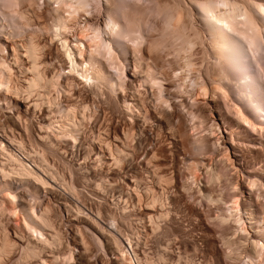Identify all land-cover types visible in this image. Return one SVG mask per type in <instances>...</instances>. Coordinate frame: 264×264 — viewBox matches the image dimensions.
<instances>
[{
	"label": "rangeland",
	"instance_id": "1",
	"mask_svg": "<svg viewBox=\"0 0 264 264\" xmlns=\"http://www.w3.org/2000/svg\"><path fill=\"white\" fill-rule=\"evenodd\" d=\"M48 1L0 0V58L4 64L11 65L12 81L24 89L23 79L31 74L25 69L29 63L24 57L23 62L16 60L19 64L12 57L11 61L9 47L31 37L43 48V57L39 60L41 69L55 83L47 90L48 98L55 100L49 105L48 99L41 102L34 93L30 97L23 92L28 102L23 94L14 97L0 88V170L5 171L0 172V242L5 239L11 243V252L1 257L0 264H264V247L262 250L258 247L264 243V131L258 132L256 128L254 131L243 121L240 126L237 107L241 106L244 111L248 108L251 113L247 114L254 121L264 123V118L246 106L245 101L238 100L233 88L237 84L229 83L231 73L226 66L221 72L219 65L225 64L220 58L216 61L217 55L211 51L213 44L199 12L204 3L201 5L200 0H87V12L69 29V35L65 33L68 29L64 35L52 27L55 14L67 16L66 11L76 1L66 0L68 4L63 2L62 7L56 0ZM219 1V8L223 9L222 0ZM234 1H242L238 3L239 8L247 7L246 0ZM253 1L264 5V0ZM253 1L247 0L246 5L258 10V4L255 7ZM112 14L128 29L125 35L129 34L122 38L123 47L111 37L112 52L115 50L112 57L107 54L95 64L104 67L106 77L101 80L102 84L99 81L94 85L85 84L78 74L71 73L59 42L68 38V43L73 42L74 34L84 25L91 27L90 30L92 27L103 30ZM260 19L258 22L264 21ZM258 26L259 35L264 37L261 24ZM6 33L14 34L10 37ZM263 37L258 40L255 54L260 67V70L256 67V73L264 84ZM82 60L78 58L79 64ZM217 71L230 73L227 77L221 74L229 86L227 82L223 81L227 87L221 83ZM210 76L214 79L208 80ZM213 83H221L218 87L227 89L222 88V95L219 91L216 93L217 86ZM211 91L220 93L221 97ZM205 92L210 93L206 96ZM32 101L39 106L35 108ZM127 101L136 105L130 108ZM68 108L72 109L70 113L74 111L72 121L79 125L65 130L67 121L62 113L69 112ZM162 109L173 112L172 127L156 125L155 119ZM199 137L201 140L204 137V141L199 142ZM233 147L236 151L239 149L238 157H234ZM117 148L133 154L121 152L120 155ZM9 151L49 185L13 176L9 168L14 162L9 159ZM108 151L117 157L120 165ZM155 174L166 178L165 182L158 184ZM11 192L17 201L7 197ZM206 192L217 201L205 199ZM235 196L239 198L241 214L230 206ZM20 202L28 203L24 204L27 209H21ZM151 202L148 210L145 205ZM246 206L257 211L256 221L246 220L243 213ZM32 213L48 216L51 229H40L46 240L53 239V244L48 241L45 244L32 231L36 226L30 217ZM160 213H165L164 217ZM240 215L246 220L243 229L237 218ZM92 218L97 220L98 227ZM113 236L117 237L119 246L113 243ZM253 241L258 245L252 244ZM122 249L127 261L124 263L120 256Z\"/></svg>",
	"mask_w": 264,
	"mask_h": 264
},
{
	"label": "bare ground",
	"instance_id": "2",
	"mask_svg": "<svg viewBox=\"0 0 264 264\" xmlns=\"http://www.w3.org/2000/svg\"><path fill=\"white\" fill-rule=\"evenodd\" d=\"M55 1V0H54ZM72 1V0H71ZM76 2H75V5L73 4V6L72 5H70L69 7H70V9H68V11H66V12H68L67 14V16H64V15H60V13L59 14H55L56 16H55V25H54V23L52 24V27L54 26L55 27V30L57 31V30H61L60 32L62 33H64L65 32V30H67L68 29V31H66L65 33L67 34V35H69L68 33H69V29H71L72 30V28L75 26V24H76V22H77V20H78V18H80V17H82L84 14L83 13H86L87 11H86V8L85 7H87L86 5H88V2H87V0H75ZM89 1V0H88ZM111 1V0H110ZM198 1V0H197ZM202 3H201V5H203V3H204V6L202 7L201 5V10L199 9V12L201 13V19H202V22H203V24L205 25V27L207 28V30H208V32H209V35H210V40L212 41V44H213V49H212V47H211V45L212 44H210V47H211V51H214V53L215 54H213V55H217V59L218 58H220L221 59V61L223 62V64H225V65H219L220 66V69H221V72H222V70H223V66H226V68L230 71V73H231V76L229 77L228 76V80H229V83H230V81H233V82H231V85H232V83H234V81H235V83H234V85L235 84H237V86H238V90L236 89V87L237 86H235V87H233L234 88V90L238 93V95L237 96H239V99L238 100H240V99H242L243 101H245V104H246V106H250L251 107V109L253 110V111H256L257 110V112L258 113H261V117H263L264 118V107H263V103H264V84H263V82H261V80H260V76H258V74L256 73L257 72V70H256V67H258V61H257V56H256V54H255V51L258 49V47H259V41L258 40H262V37H263V35H262V37H261V34L259 35V29H257V27H259L258 25H260L261 24V26H262V28H263V30H264V21H262V22H258V19H264V5L262 6V4L261 3H255V1H253L254 2V4H256V5H254L255 7L257 6V4H258V10H256V9H253L252 7H248V2H247V0H246V2H245V6H247L246 8L244 7L243 8V6H242V8H239L240 7V5L236 2V1H234V0H232L233 2H230L231 0H229V1H223L222 0V3H221V5L223 6L224 5V7H223V9H221V8H219V6H220V4H219V0L217 1V0H208L207 1V3H205V1L203 2L202 0H200ZM212 2V3H214V1H215V3L217 4V5H215V3L214 4H209V2ZM250 1V3H252V1L251 0H249ZM49 3L51 2L50 0L48 1ZM53 2V1H52ZM66 2V0H56V3H61V4H59L60 5V7H62V5H67L68 3H64ZM67 2H69V0L67 1ZM113 2V1H112ZM115 2H116V0H115ZM235 2V3H234ZM242 2V1H241ZM240 2V4H242ZM244 2H243V5H244ZM71 3V2H70ZM87 3V4H86ZM114 3V2H113ZM236 3L238 4V7H237V5H236ZM246 3H248L247 5H246ZM57 4V5H58ZM117 4V3H116ZM206 4V5H205ZM112 5H115V3L114 4H112ZM199 5V4H198ZM253 5V4H252ZM217 6V7H216ZM221 6V7H222ZM57 7V6H56ZM59 7V8H60ZM64 7H66V6H64ZM58 8V9H59ZM113 8V7H112ZM199 8V7H198ZM219 8V9H218ZM65 9V8H64ZM63 9V10H64ZM67 9V8H66ZM88 10V9H87ZM55 11H57V10H55ZM25 12V11H24ZM59 12H60V10H59ZM65 12V13H66ZM29 13V12H28ZM57 13V12H56ZM64 14V13H63ZM109 14V13H108ZM26 15V14H25ZM113 15V14H112ZM199 16V15H198ZM53 17V16H52ZM178 17V16H177ZM26 18V17H25ZM54 18V17H53ZM116 18V17H115ZM199 18V17H198ZM260 19V20H261ZM2 20V19H1ZM107 20V22L105 23V28H103V30H101L102 28H100V29H97L96 28V30H94L93 29V27H92V29L90 30V28L91 27H84L83 26V28L81 27H79L80 28V30H79V28H78V32L76 33V34H74V37L75 38H73V36H72V38L74 39V43L71 41V43H73L72 45H73V48L71 47H69V45L68 44H70L71 45V43H68V42H70L69 41V38H68V40L67 39H63V40H61V42H59V44L61 43V46H62V49L61 50H63L64 51V53H65V55H66V58H67V60L69 61V64H70V70H71V73H75V74H78V76L79 77H81V79L83 80V82H85V84H86V82H88V83H93V85H94V83H97V81H99L100 83L102 82L101 80H104L105 78L104 77H106L105 76V73H104V67L102 68V65H98V66H96L97 64L96 63H99L100 62V59H103V57H105L106 58V55L107 54H111V55H109L110 57H112V54L114 53V51L112 52V48H111V46H110V38L111 37H113L112 39L114 40V38H116L115 40L117 41L118 40V42H119V46H124V45H122V44H124V43H122V42H125V41H123V39H124V37L125 36H128L127 34H129V33H127L126 35H125V30L126 29H124L125 27H122L120 24H119V22L117 21V20H115L114 19V15H113V17L112 16H108V19H106ZM79 22V21H78ZM201 22V21H200ZM131 23V22H130ZM260 23V24H259ZM1 24V23H0ZM7 25V24H6ZM88 25V24H87ZM200 25V24H199ZM92 26V25H91ZM200 26H202V25H200ZM77 27V26H76ZM128 27V26H127ZM135 27V26H134ZM0 29H2V27H1V25H0ZM134 29V28H133ZM54 30V31H55ZM64 30V31H63ZM74 30V29H73ZM258 32H257V31ZM260 30H261V28H260ZM126 31H128V29L126 30ZM2 32V31H1ZM11 32V31H10ZM59 32V33H60ZM129 32H131V31H129ZM136 32V31H135ZM204 32V31H203ZM12 33V32H11ZM62 33V34H63ZM64 33V35H66ZM75 33V32H74ZM262 33V32H261ZM263 33H264V31H263ZM6 34H8L9 36H10V34L9 33H6ZM14 34V33H13ZM13 34H12V36H13ZM56 34V33H55ZM72 35H73V33H71ZM103 34L104 35H106V38H105V36H103ZM135 34V33H134ZM3 35H5V34H3ZM7 35V36H8ZM6 36V35H5ZM12 36H10V37H12ZM59 36H61V35H59ZM208 36V35H207ZM206 36V37H207ZM1 37V36H0ZM10 37H8L7 38V40L10 38ZM62 37L63 38H65V36H63L62 35ZM67 37V36H66ZM71 37V36H70ZM140 37V36H139ZM258 37V38H257ZM58 38H60V37H58ZM117 38H119V39H117ZM123 38V39H122ZM137 38V37H136ZM260 38V39H259ZM25 39V38H24ZM62 39V38H61ZM121 39H122V41H121ZM187 39V38H186ZM202 39V38H201ZM206 39V38H205ZM263 39H264V37H263ZM5 40V39H4ZM112 40V42H114ZM120 40V41H119ZM11 41V40H10ZM10 41H8V42H10ZM13 41V40H12ZM58 41H60V40H58ZM203 41H205V40H203ZM203 41H202V43H203ZM117 42V43H118ZM192 42V41H191ZM190 42V43H191ZM120 43H121V45H120ZM201 43V44H202ZM210 43V42H209ZM209 43H207V45L209 44ZM12 45H11V47H9L11 50H10V59H11V57H12V59H14L15 61L17 60V61H20L19 59H21V61L23 62V60H22V57H24L25 59H27L26 61H28V63H29V66H27L28 67V69L27 68H25V67H23V68H25L26 70H28L27 72H30V76H28L27 78H25V79H23V82H24V80H25V82L24 83H26V85H25V88L23 89V87L21 88V87H18L16 84H15V82L14 81H12L13 79H12V76H11V72H10V66L11 65H9L8 63V65L7 64H4L3 63V60L1 61V58H0V88H2V90H4L7 94H9V95H14V97H17V95H18V98H19V96H20V94L22 95L23 94V92H26V94L29 96L30 95V97H31V95H33V93L34 94H36L37 96V98L38 97H40V100H42L41 102H43L44 101V99H48L47 100V103H48V105H49V103L51 104L53 101H55V100H52L51 99V97H49L48 98V92H47V90H48V88L50 87V86H54L55 85V83H54V81L52 80V77L51 78H48L47 76V74H45V72H43V70L41 69L42 68V64L39 62V60H40V57L42 56V53H43V48L40 46V45H38V43H36V42H34V39L32 40V38L30 37V38H27V39H25V40H23V42L21 41V43H16V44H14V43H11ZM71 45V46H72ZM191 45H193V42H192V44ZM8 46H10V45H8ZM185 46V45H184ZM196 46V45H195ZM6 47V46H5ZM188 47V46H187ZM190 48V47H189ZM205 48V47H204ZM1 49V48H0ZM115 49V48H114ZM125 49V48H124ZM182 50V49H181ZM187 50V49H186ZM185 50V51H186ZM207 50V49H206ZM62 51V52H63ZM258 51V50H257ZM63 53V54H64ZM208 53H210L209 51H208ZM180 55V54H179ZM184 55V54H183ZM203 55V54H202ZM178 56V55H177ZM214 56V57H215ZM43 57V56H42ZM80 58V59H83L82 60V62H80L81 64H79V62H78V58ZM102 57V58H101ZM189 57V56H188ZM211 57V56H210ZM212 58V57H211ZM12 59H11V61H12ZM7 60V59H6ZM14 60H13V63H16V62H14ZM190 61V60H189ZM193 61V60H192ZM216 61H219V59L218 60H216ZM220 61V62H221ZM22 62H20L21 64H22ZM222 62H221V64H222ZM24 63H26V62H24ZM43 63V62H42ZM17 64H19V62H17ZM20 64V65H21ZM41 64V65H40ZM44 64V63H43ZM82 64H84L85 66L83 67L82 66ZM96 64V65H95ZM220 64V63H219ZM16 65V64H15ZM24 65V64H23ZM23 65H21V66H23ZM9 66V67H8ZM20 66V67H21ZM44 66V65H43ZM139 66V65H138ZM144 66V65H143ZM142 66V67H143ZM149 66V65H148ZM188 66H189V64H188ZM218 66V67H219ZM140 67H141V65H140ZM222 67V68H221ZM135 68V67H134ZM225 68V69H226ZM260 67H258V69H259ZM12 69V68H11ZM22 69V68H21ZM23 70V69H22ZM106 70V69H105ZM137 70V69H136ZM145 70V69H144ZM151 70H152V68H151ZM260 70V69H259ZM143 71V70H142ZM148 71V70H147ZM153 71V70H152ZM216 71V70H215ZM145 72V71H144ZM184 72V71H183ZM214 72V71H213ZM212 72V73H213ZM218 72V71H217ZM224 72V71H223ZM222 72V73H223ZM228 72V71H227ZM22 73V72H21ZM24 73V72H23ZM26 73V72H25ZM24 73V74H25ZM147 73V72H146ZM149 73V72H148ZM147 73V74H148ZM221 73V74H222ZM230 73H225V74H222L223 76H225L226 74H230ZM259 73V72H258ZM27 74V73H26ZM25 74V75H26ZM29 74V73H28ZM146 74V75H147ZM152 73H150L149 75H151ZM214 74H215V72H214ZM214 74H212L211 76H213ZM218 74V76H220V78L222 77V75L218 72L217 73ZM220 74V75H219ZM145 75V76H146ZM180 75V74H179ZM208 75V74H207ZM211 76H210V78L209 77H207L206 79H208V80H212V79H214L215 78V76H213L214 78H212L211 79ZM217 75H216V77L217 78H219ZM74 77V76H73ZM148 77V76H147ZM149 77H152V76H149ZM226 77H227V75H226ZM104 78V79H103ZM156 78V77H155ZM217 78H216V80H217ZM223 79H224V77H222ZM221 78V83H224V82H227V81H224L223 79ZM81 79H79V80H81ZM145 79H146V77H145ZM147 79H149V78H147ZM146 79V80H147ZM152 79H154V77L152 78ZM160 79V78H159ZM179 79H181V78H179ZM225 79H227V78H225ZM56 80H58V79H56ZM107 80V79H106ZM150 80V79H149ZM158 80V79H157ZM17 81V80H16ZM151 81V80H150ZM149 81V82H150ZM224 81V82H223ZM13 82V83H12ZM98 82V83H99ZM214 82V81H213ZM161 83V82H160ZM207 83V82H206ZM205 83V84H206ZM211 83V81H209V84ZM216 83V82H215ZM221 83H219V84H221ZM15 84V85H14ZM58 84H60L59 82H58ZM102 84V83H101ZM155 84V83H154ZM204 84V86H206ZM219 84H217V85H215L214 83H213V85H214V87L215 86H217V87H215V89H216V91L214 90V92H216L217 93V91H219L220 93H221V95H222V93H223V90H222V88L223 87H218V85ZM225 84V83H224ZM227 84H228V82H227ZM227 84H225L226 85V87H227ZM95 85H97V84H95ZM159 85H161V84H159ZM208 85V84H207ZM224 85V86H225ZM220 86V85H219ZM228 86H229V84H228ZM58 87H59V85H58ZM97 87V86H96ZM152 87V86H151ZM211 87H213V86H211ZM226 87H224V88H226ZM52 88V87H51ZM160 88V87H159ZM204 88V87H203ZM206 88H208L207 86H206ZM205 88V89H206ZM217 88H219V90L217 89ZM223 88V89H224ZM233 88L230 86V89H232L233 90ZM227 89V88H226ZM1 90V89H0ZM53 90H54V88H53ZM57 90V89H56ZM207 91L208 90H210V89H206ZM212 90V89H211ZM212 90V91H213ZM220 90H222V92L220 91ZM231 90V91H232ZM205 91V90H204ZM211 91V92H212ZM214 92H212V93H214ZM218 92V93H219ZM230 92V91H229ZM235 92V93H236ZM206 93H208V92H205V95L207 96V94ZM210 93V92H209ZM209 93H208V95H209ZM211 93V94H212ZM220 93L217 95V94H215L216 96H219L220 95ZM225 93V92H224ZM232 93V92H231ZM25 94V93H24ZM23 94V96H21V97H23L24 98V100H26V101H28V99L26 98V97H28L27 95H24ZM214 94H212L213 95V98H214ZM226 94V93H225ZM233 94H234V92H233ZM221 95H220V97H221ZM235 95V94H234ZM233 95V96H234ZM26 96V97H25ZM51 96V95H50ZM215 96V98L216 99H218L217 97ZM230 96V95H229ZM20 97V98H21ZM210 97H211V95H210ZM241 97V98H240ZM13 98V97H12ZM26 98V99H25ZM33 98V97H32ZM37 98H36V100H37ZM209 98V97H208ZM212 98V99H213ZM214 98V99H215ZM14 99H16V98H14ZM54 99V98H53ZM165 99V98H164ZM213 99V100H214ZM17 100V99H16ZM31 100V99H30ZM210 100H211V98H210ZM220 100V99H219ZM221 100H222V98H221ZM233 100H235V99H233ZM237 100V101H238ZM241 100V101H242ZM124 101H126V100H124ZM218 101V100H217ZM216 101V102H217ZM242 101V102H243ZM29 102V101H28ZM45 102V101H44ZM215 102V101H214ZM232 102H234V101H232ZM31 103V102H30ZM32 103L34 104L33 106L36 108V106H39V105H37V103H36V101H32ZM31 103V104H32ZM129 103V107H130V101L128 102L127 101V104ZM132 103V105H131V107H134V104H133V102H131ZM237 102H234V106L235 107H237L235 104H236ZM238 103H240V101H238ZM30 104V105H31ZM125 104V103H124ZM27 105V104H26ZM41 105V104H40ZM44 105V104H43ZM54 105V104H53ZM136 105V104H135ZM214 105V104H213ZM52 106V105H51ZM60 106V105H59ZM128 105H126V107H127ZM216 106V105H215ZM215 106H213V108L215 107ZM222 106V105H221ZM55 107V106H54ZM128 107V108H129ZM130 107V108H131ZM137 107V106H136ZM220 107V106H219ZM218 107V108H219ZM58 108V107H57ZM129 108V109H130ZM166 108V107H165ZM216 108V107H215ZM238 108V117H239V121H240V123L243 121L244 122V124H248V125H250L251 126V128L253 127V129L254 128H256L257 130L256 131H262V133H263V131H264V123H261V122H259V121H257V120H252L249 116H248V114L247 113H251V111L247 108H245V111L241 108V106L239 107H237ZM236 108V109H237ZM137 109V108H136ZM65 110V109H64ZM64 110H60L61 112L62 111H64ZM68 110H69V108H68ZM70 110H72V109H70ZM70 110H69V112H64V113H62V114H64V119H66L65 121H67V122H65L66 124H65V126H64V129L66 130V129H68V128H70L72 125V127L74 128H76V125H79V123L77 124V123H75L74 121H72V120H74L73 118H74V114H72V113H74V111L72 112L71 111V113H70ZM217 110V109H216ZM49 111V110H48ZM59 111V112H60ZM131 111H132V109H131ZM173 111V110H172ZM219 111V110H218ZM235 111V112H236ZM252 111V112H253ZM260 111V112H259ZM58 112V111H57ZM236 112V113H237ZM256 112V113H257ZM131 113V112H130ZM220 114L219 115H221V112H219ZM66 114V115H65ZM73 115V117H71V118H69L70 116H72ZM254 114V113H253ZM140 115V114H139ZM236 115V114H235ZM259 115H257V116H259ZM47 116V115H46ZM76 116V115H75ZM141 116V115H140ZM237 116V115H236ZM256 116V115H255ZM256 116V117H257ZM156 117V116H155ZM260 117V119H262ZM61 118V117H60ZM76 118V117H75ZM173 118H174V114H173V112H170V111H167V110H165V109H162L160 112H159V115H158V117L155 119L156 121H157V123H156V125L158 124V126L160 127V128H162V127H165V126H170V127H172L171 125H172V120H173ZM63 119V120H64ZM84 119V118H83ZM259 119V118H258ZM259 119V120H260ZM71 120V121H70ZM79 120V119H78ZM236 120H238V119H236ZM76 121V120H75ZM144 121H145V119H144ZM263 122H264V120H262ZM72 122H74V123H72ZM78 122V121H77ZM84 122V121H83ZM155 122V121H154ZM243 122H242V124H240V126L241 125H243ZM239 123V122H238ZM82 124V123H81ZM51 125V124H50ZM239 125V124H238ZM248 125L246 126V128H248ZM81 126H83V125H81ZM157 126V127H158ZM176 126V125H175ZM235 126V125H234ZM52 127V126H51ZM67 127V128H66ZM158 127V128H159ZM174 128V127H173ZM250 128V129H251ZM71 129V128H70ZM80 129V128H79ZM144 129V128H143ZM57 130V129H56ZM65 130H63V131H65ZM213 130V129H212ZM70 131H73V130H70ZM74 131H75V129H74ZM170 131V130H169ZM175 131V130H174ZM254 131H255V129H254ZM258 131V132H259ZM62 132V131H61ZM78 132H79V130H78ZM77 132V133H78ZM215 132V131H214ZM63 133V132H62ZM80 133V132H79ZM127 133H128V131H127ZM174 133V132H173ZM262 133H259V134H262ZM139 134V133H138ZM143 134V133H142ZM64 135V134H63ZM82 135V134H81ZM127 135V134H126ZM130 135V134H129ZM129 135H128V137H129ZM140 135V134H139ZM262 135H264V134H262ZM72 137V136H71ZM190 138L189 139H192L191 138V135L189 136ZM194 137V136H193ZM126 138V137H125ZM130 138V137H129ZM199 139L201 140V138L199 137ZM203 139H204V137H203ZM202 139V140H203ZM264 139V138H263ZM75 140V139H74ZM130 140V139H129ZM202 140L201 141H199V142H202ZM77 141V140H76ZM139 141H141V140H139ZM204 141V140H203ZM194 142L195 143H197V139H194ZM193 142V144L195 145V143ZM191 145H193L192 144V142H191V140H190V142H189ZM140 144V143H139ZM105 145H107V144H105ZM200 145L202 146L203 144H201L200 143ZM0 146L2 147V142H0ZM19 146V145H18ZM113 146V145H112ZM111 146V147H112ZM124 146V145H123ZM118 147V146H117ZM128 147V146H127ZM191 147V146H190ZM196 147V146H195ZM197 147H200V146H198L197 145ZM207 147V146H206ZM3 149H4V147H3ZM6 149V148H5ZM109 149V148H108ZM125 149H126V147H125ZM198 149V148H197ZM110 150V149H109ZM118 150H121V149H118L117 148V152H119L120 153V155H121V152L122 151H118ZM239 150V149H238ZM237 150V151H238ZM4 151V150H3ZM106 151V150H105ZM114 151V150H113ZM133 151H135V150H133ZM137 151H138V149H137ZM136 151V152H137ZM142 151V150H141ZM233 151H234V157H238V154H237V151H236V149L233 147ZM109 152V151H108ZM117 152H116V155H118L117 154ZM123 152H124V150H123ZM122 152V153H123ZM140 152V151H139ZM139 152H137V153H139ZM8 153V152H7ZM10 153V154H9ZM9 159H11L13 162H14V165H13V167H10L9 168V170L11 171V173H12V175L14 176L15 175V177H21V178H25V179H28V180H32V181H35L36 183H41V185H49L48 183H46V181H45V179H43L40 175H38V173L35 171H33L32 169H30L29 170V168H27L26 166V164H24L23 163V161H22V159H19V158H17L15 155V157H13V156H11V153H12V151L10 152L9 151ZM28 153V152H27ZM110 153V152H109ZM112 153V152H111ZM110 153V155L112 156V158H114L113 160H115V162L117 163V157H115V155L114 154H111ZM125 154H130L131 153V155L133 154V152H124ZM135 153V152H134ZM151 153V152H150ZM154 153V152H153ZM124 154V155H125ZM136 154V153H135ZM7 155V154H6ZM131 155H129L127 158L129 159V161H130V156ZM137 155V154H136ZM2 156V155H1ZM8 156V155H7ZM151 156V155H150ZM126 157V156H125ZM152 157H154V159L155 158H157V157H155V154H153V156ZM118 158H120V157H118ZM123 158V157H122ZM149 158V157H148ZM131 159H132V157H131ZM150 160L151 159H153V158H149ZM236 159V158H235ZM8 160V159H7ZM119 160V159H118ZM195 160V159H194ZM147 161V160H146ZM157 161V160H156ZM1 162V161H0ZM9 162V161H8ZM118 162H120V161H118ZM122 162V161H121ZM148 162V161H147ZM191 162H193V161H191ZM197 162V161H196ZM3 163H5V162H3ZM45 163V162H44ZM43 163V164H44ZM131 163V162H130ZM117 164H119V163H117ZM3 165V164H2ZM26 165V166H25ZM48 165V164H47ZM120 165V164H119ZM132 165V164H131ZM116 166V165H115ZM133 166V165H132ZM3 167V166H2ZM9 167V166H8ZM12 168V169H11ZM30 168H32V167H30ZM134 168V167H133ZM158 169H159V167H157ZM157 168H155L154 167V169H157ZM198 168V167H197ZM47 169H48V167H47ZM153 169V168H152ZM157 169V170H158ZM192 169V168H191ZM208 169V168H207ZM1 170H2V168H1ZM0 170V172H5V171H1ZM136 171V170H135ZM152 171V170H151ZM205 171H207V170H205ZM7 172V171H6ZM191 172V171H190ZM139 173V172H138ZM155 173V172H154ZM8 174H10V172L8 173ZM47 174H49V173H47ZM193 175V174H192ZM143 176V175H142ZM213 176V175H212ZM215 176V175H214ZM155 177H157L158 178V184H160L161 185V183H163V182H165V179L163 178V177H161V175L158 177V175L156 176V174H155ZM209 177H211V176H208V178ZM156 178V179H157ZM172 178V177H171ZM18 179V178H17ZM168 179V178H167ZM218 179V178H217ZM11 180V179H10ZM211 180H212V178H211ZM215 180V179H214ZM134 181H136V180H134ZM209 181H210V179H209ZM137 182V181H136ZM166 182H167V180H166ZM35 183V184H36ZM171 183V182H170ZM137 184V183H136ZM32 185V184H31ZM135 186V185H134ZM44 187V186H43ZM159 187V186H158ZM161 187V186H160ZM146 188V187H145ZM134 189V188H133ZM210 189V188H209ZM70 190V189H69ZM181 190V189H180ZM201 190V189H200ZM204 190H206V187H205V189ZM165 191V190H164ZM16 192V191H15ZM205 192V191H204ZM209 192V191H208ZM210 193V192H209ZM209 193H207L206 192V194H204L205 195V197H204V195H203V197L205 198V199H207V200H214V201H217L215 198H212V197H210V195H209ZM213 193V192H212ZM6 195V194H5ZM211 196H213V195H211ZM7 197L8 198H10L11 200L12 199H14V200H16L15 198H16V195L13 193V192H11V193H9V194H7ZM20 197V196H19ZM216 198H218V197H216ZM24 199V197L22 198V200ZM157 199V198H156ZM238 199L239 198H237L236 196L232 199L233 201L231 202L232 204L230 205L231 207H232V209L234 210V209H236V210H238L239 212H240V210H241V208L239 209V201H238ZM13 200V201H14ZM20 200V199H19ZM21 200V201H22ZM153 200V199H152ZM167 200V199H166ZM219 200H221V199H219ZM17 201V200H16ZM23 201H26V200H23ZM168 201V200H167ZM209 201V202H210ZM213 201V202H214ZM10 202V201H9ZM26 202H28V201H26ZM153 202H155V199H154V201ZM206 202V201H205ZM212 202V203H213ZM220 202H222V200L220 201ZM225 202V201H224ZM218 203V202H217ZM14 204H15V202H14ZM24 204H28V203H24V202H20L19 203V206H21V209H24L25 207H24ZM163 204V203H162ZM29 205H30V203H29ZM29 205H25L26 207L27 206H29ZM150 205H152V202H151V204H146L145 205V207L146 206H148L147 207V209L148 210H150L151 208V206ZM161 205V204H160ZM229 206V207H230ZM250 206V205H249ZM249 206H246L245 207V212L243 211V213H245L244 214V216H245V218H246V220L247 219H249V223L251 222H254V221H256V219H258L257 217L258 216H256L258 213H257V211L255 210V209H253L252 207H249ZM15 207V206H14ZM230 207V208H231ZM241 207V206H240ZM25 209H27V208H25ZM30 209V208H29ZM244 209V208H243ZM24 212L23 213H28V212H26V210H23ZM29 211V210H28ZM45 212H46V210H45ZM44 212V213H45ZM14 213V212H13ZM16 213V212H15ZM22 213V214H23ZM33 213H34V211H33ZM32 213V214H33ZM47 213V212H46ZM45 213V214H46ZM242 212H240V214H241ZM30 214V213H29ZM99 214V213H98ZM148 214H150V213H148ZM159 214V213H158ZM161 214V216H163V214H165V213H160ZM25 215V214H24ZM233 215H234V213H233ZM27 216V215H26ZM149 216V215H148ZM150 216H152V215H150ZM239 216V215H238ZM237 216V218H238V221H239V223H240V228L241 229H243V225H244V223H245V221L246 220H244L243 219V215H240V217H238ZM28 217H29V215H28ZM30 217H31V219L33 220V223L34 224H36V226L34 227V229L32 230V231H34V232H36V233H38L42 238H43V240H41V241H43V242H45V244H46V242L48 241V240H46L45 238L46 237H44V235H43V232L41 231V229H48V230H50L51 229V223H49L48 222V216L47 217H45V215L43 214V213H40V215H37V214H33V217L30 215ZM164 217V216H163ZM23 218V217H22ZM152 218V217H151ZM235 218V217H234ZM261 218V217H260ZM93 219V221H94V223H95V225L98 227V225H97V223H96V221H95V219L94 218H92ZM92 221V222H93ZM238 221H236V222H238ZM25 223V222H24ZM93 224V223H92ZM32 225V224H31ZM54 226V225H53ZM32 228H33V226H32ZM41 228V229H40ZM50 228V229H49ZM100 228V227H99ZM104 230V229H103ZM102 230V231H103ZM57 232V231H56ZM48 233V232H47ZM46 234V233H45ZM56 234V233H55ZM38 235V236H39ZM49 236H55V235H49ZM48 236V237H49ZM56 236H58V235H56ZM55 236V237H56ZM55 237H53V238H55ZM59 237V236H58ZM112 238V237H111ZM115 237L113 236V240H115V241H113V243L115 242V244H117L118 243V241H117V237L114 239ZM38 239V238H37ZM48 239V238H47ZM51 239H52V237H51ZM56 239V238H55ZM53 240V239H52ZM52 240H50V241H48L49 243L51 242H53ZM56 240H58V239H56ZM56 240H54V241H56ZM43 242H42V244H43ZM47 242V243H48ZM254 243H252V244H255V246H257L258 245V242L257 241H253ZM13 243V242H12ZM53 244V243H52ZM40 245H41V243H40ZM49 245V244H48ZM48 245H47V247H48ZM51 245V244H50ZM118 245V244H117ZM117 245H115V246H117ZM11 243H9V241H7V240H5V239H3V240H1V242H0V259H1V257L2 256H4L8 251L9 252H11ZM30 246V245H29ZM119 246V245H118ZM262 246L264 247V243L262 242L261 244H260V246H258V247H261V250L263 249L262 248ZM12 247H13V244H12ZM14 248V247H13ZM33 248V247H32ZM257 249V248H256ZM33 250V249H32ZM34 251V250H33ZM120 251V250H119ZM8 252V253H9ZM31 253V252H30ZM29 253V254H30ZM32 253H35V252H32ZM127 253V252H126ZM120 256H121V258L123 259V263H124V260H125V253L123 252V249L121 250V254H120ZM137 256V255H136ZM249 258H251V257H249ZM126 261V260H125ZM137 261H139V260H137ZM1 263H2V259H1V261H0ZM127 262V261H126ZM140 262V261H139ZM139 264H141V263H139Z\"/></svg>",
	"mask_w": 264,
	"mask_h": 264
}]
</instances>
